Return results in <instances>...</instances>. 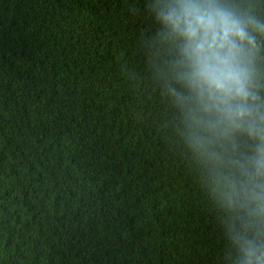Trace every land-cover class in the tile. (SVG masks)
<instances>
[{
	"label": "trees",
	"instance_id": "trees-1",
	"mask_svg": "<svg viewBox=\"0 0 264 264\" xmlns=\"http://www.w3.org/2000/svg\"><path fill=\"white\" fill-rule=\"evenodd\" d=\"M145 4L0 0V264H225Z\"/></svg>",
	"mask_w": 264,
	"mask_h": 264
},
{
	"label": "clouds",
	"instance_id": "clouds-1",
	"mask_svg": "<svg viewBox=\"0 0 264 264\" xmlns=\"http://www.w3.org/2000/svg\"><path fill=\"white\" fill-rule=\"evenodd\" d=\"M145 59L223 227L225 264H264V0H146Z\"/></svg>",
	"mask_w": 264,
	"mask_h": 264
}]
</instances>
